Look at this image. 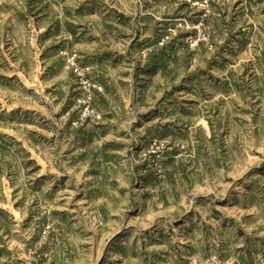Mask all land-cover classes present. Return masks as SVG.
<instances>
[{
    "label": "rangeland",
    "instance_id": "374dc122",
    "mask_svg": "<svg viewBox=\"0 0 264 264\" xmlns=\"http://www.w3.org/2000/svg\"><path fill=\"white\" fill-rule=\"evenodd\" d=\"M0 264H264V0H0Z\"/></svg>",
    "mask_w": 264,
    "mask_h": 264
}]
</instances>
